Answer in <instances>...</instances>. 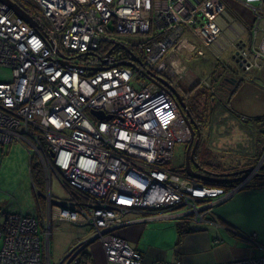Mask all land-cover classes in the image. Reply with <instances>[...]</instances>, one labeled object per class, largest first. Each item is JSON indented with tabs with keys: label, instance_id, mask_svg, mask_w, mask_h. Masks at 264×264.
<instances>
[{
	"label": "built area",
	"instance_id": "built-area-1",
	"mask_svg": "<svg viewBox=\"0 0 264 264\" xmlns=\"http://www.w3.org/2000/svg\"><path fill=\"white\" fill-rule=\"evenodd\" d=\"M9 1L13 6L0 0V68L13 72L12 82L0 83V155L6 145L22 144L42 185L32 177L39 218L20 210L0 220V264H51L57 221L90 230L63 264H83L94 242L108 264H145L120 229L206 222L215 207L250 186L259 166L237 183L207 185L175 165L176 145L189 146L190 123L196 131L202 121L189 109L190 95L181 96L185 71L174 56L182 49L205 56L222 34L225 0ZM239 1L253 9L256 39L263 0ZM184 30L204 46L180 38ZM235 59L249 71L264 59V46L240 47ZM54 178L67 199L54 198ZM215 264H264V255Z\"/></svg>",
	"mask_w": 264,
	"mask_h": 264
},
{
	"label": "crops",
	"instance_id": "crops-1",
	"mask_svg": "<svg viewBox=\"0 0 264 264\" xmlns=\"http://www.w3.org/2000/svg\"><path fill=\"white\" fill-rule=\"evenodd\" d=\"M225 2L226 13L219 19L222 34L216 42L205 48V56L199 57L187 49H182L178 56H174L175 63L185 71V74L207 72L206 77L207 81L210 80V84H206L207 90L197 93L200 97L193 96V92L197 90L194 86L187 85L190 90L193 89L192 94L183 85L180 92L184 97L185 94H190L189 102L197 101L199 110L192 102V113L197 117L200 116L199 118L210 119V127L213 121L218 134L223 135L226 130V127L219 126L222 123L221 120H227L224 109L220 108L222 104L219 107V103H223L226 109L232 110L231 113L246 121L239 127L243 136L246 137L243 151L254 150L259 154L261 152L260 137L264 132L262 128L264 127V62L262 59L255 61V65L246 72L241 65H239L241 70L226 66L222 57L230 52L236 55L240 47L251 50L253 46H264V18L261 20V32L255 39L253 26L256 23V17L253 9L239 0H225ZM180 38H186L200 47L204 46L188 30H184ZM233 58L238 63L235 56ZM226 83L229 88L227 87L225 93L219 96V92L224 90ZM200 129L199 134L196 131V137L198 136L200 143L195 151L201 148V144L202 148H207L208 145L203 140L202 128ZM250 143L252 147L248 145ZM207 150L211 153L208 159L217 169L212 170L214 168L210 169L207 166L208 170L223 174L250 169L239 164V167L224 170L216 155L213 156L212 152ZM194 159L197 161L196 169L201 172L198 168L200 160L198 157ZM248 160L255 163L257 159L249 158ZM184 162L185 157L179 162L175 158V165L180 167V170L185 167ZM137 216L131 214L129 218ZM207 217V221L201 223L150 221L124 227L118 234L143 254L145 264H152L158 260L181 264H215L264 255V187L240 191L231 199L215 207ZM59 223L61 222L53 223L52 232L54 225L57 227ZM80 228L82 232L74 239L65 255L90 234L89 229ZM255 233L258 238L256 242H253L251 237ZM84 252L89 259L87 264H108L99 242L89 244Z\"/></svg>",
	"mask_w": 264,
	"mask_h": 264
},
{
	"label": "rangeland",
	"instance_id": "rangeland-1",
	"mask_svg": "<svg viewBox=\"0 0 264 264\" xmlns=\"http://www.w3.org/2000/svg\"><path fill=\"white\" fill-rule=\"evenodd\" d=\"M233 56H235V54H231V52L224 55L222 57L224 64L226 66L236 67L238 70H241V67L244 69L242 64L238 62L237 59L236 61L239 64L235 62ZM262 60V62H264V59ZM239 65H241V67H239ZM244 71L248 72L247 70ZM206 73H186L185 79H183L184 81H181L183 82L181 85H183V87L187 90H190L187 85H189V87H196L197 90L193 92V96L200 97V95H198L199 92L207 90L206 84H210V80L207 81ZM12 80V70L6 67L0 68V83H8L12 82ZM137 83V81H134L132 84L136 85L137 88ZM200 85L201 88H199ZM227 87L229 88L228 83L224 85V90L221 93L219 92V96H222L225 93ZM192 90L193 89L189 92L191 93ZM195 104L197 110H199L197 101H195ZM220 104H222L221 107ZM219 107L224 109L227 118V120H221L222 123L219 124L220 127H226L225 132L223 131V135L217 133L216 124L213 123L212 120V125L210 127V119L202 117L199 118L200 116L197 118L202 121V138L209 145H207V149L212 152L213 156L216 155L218 161L221 162L222 169L224 170L239 167V164L243 165V167H253L254 163L248 159L252 158L256 160L258 153L254 150H252V152L243 151L245 147L243 144L246 143V137L243 136V133L241 132L242 130L239 129V127L245 124L246 121L231 113L232 110L226 109L223 103H219ZM194 127L197 129L196 131L199 130L197 125ZM262 128L264 129V127ZM260 139L261 144L259 145V149H261V161L257 169L258 173H262V170H264V132H262ZM248 145L252 147L251 143ZM187 148L188 145L185 143H179L176 145L174 151L175 158L178 162L186 155ZM32 177L33 176H31L30 172V154L28 149L18 142L6 145L4 147L3 154L0 155V220L4 219V217L9 213H16L20 210H22L25 215L36 216L39 218L38 200L32 186ZM245 189L247 188L242 190ZM52 192L55 199H67L69 196L68 192L61 186L56 178H54L52 182ZM42 202L44 203V200H42ZM57 222L61 223H59V226L57 227L54 225L53 232L51 234L52 239L50 238L49 242L52 264H58L59 261L65 257L64 253L72 245L74 239L80 235L79 233L82 232L80 227L71 223L65 221ZM255 236L257 239L258 237L256 233L253 234L252 237Z\"/></svg>",
	"mask_w": 264,
	"mask_h": 264
},
{
	"label": "water",
	"instance_id": "water-1",
	"mask_svg": "<svg viewBox=\"0 0 264 264\" xmlns=\"http://www.w3.org/2000/svg\"><path fill=\"white\" fill-rule=\"evenodd\" d=\"M3 3L9 5V6H13L9 0H1ZM15 8V7H14ZM16 14L20 17H23L24 19H26L28 22H31L29 17L20 9L16 8ZM176 98L178 99L180 105L186 109V104L184 103L183 99L181 98L180 94H178L177 92L175 93ZM95 115H97L100 119H105V116L103 113L101 112H94ZM190 127H191V131H192V142L189 145L187 152H186V156H185V167L184 170L186 172V174L194 179L197 180H201V181H205V182H211L214 184H234L237 183L241 180H243L245 177H247V174L250 173L254 168H250L244 171H240V172H234V173H223V174H219L216 172H211L207 169H202L203 174L202 173H198L196 171H194L191 168V160L194 161V152L195 149L197 147L198 141L195 143L192 152L190 154V150H191V146L192 143L194 141V138L196 136V131L194 130V128L192 127L191 123H190ZM198 168L201 169V167ZM67 259V256L65 258L62 259V261L59 264H63V262ZM70 264V263H67Z\"/></svg>",
	"mask_w": 264,
	"mask_h": 264
},
{
	"label": "trees",
	"instance_id": "trees-1",
	"mask_svg": "<svg viewBox=\"0 0 264 264\" xmlns=\"http://www.w3.org/2000/svg\"><path fill=\"white\" fill-rule=\"evenodd\" d=\"M263 9H264V0H263ZM113 48V45H111L109 47V49H107V52L110 51L111 49ZM127 50H125L124 54H127L126 53ZM130 52V50H129ZM132 52V51H131ZM137 54L136 55H140V51L136 50ZM133 54V53H131ZM139 56V57H140ZM192 111V110H191ZM211 153L207 150V148H202V144H201V148H199L198 150L195 151V154H194V158H197L200 160V163H199V167H201V169H206L207 166H209V168H214L212 170H216V167H214V163L210 162V160L208 159L210 156ZM209 156V157H208ZM32 168H31V172H32V176L33 178L37 181L38 180V184L41 186L42 185V180H41V171L38 167V164L35 163V162H32ZM210 170V171H212ZM263 172L259 173L251 182L250 186L248 188H263L264 187V170H262ZM214 172V171H213ZM205 184L207 185H221V184H214V183H211V182H205L203 181ZM83 259H84V263L83 264H87L88 263V256L87 254H85V252L83 251Z\"/></svg>",
	"mask_w": 264,
	"mask_h": 264
},
{
	"label": "flooded vegetation",
	"instance_id": "flooded-vegetation-1",
	"mask_svg": "<svg viewBox=\"0 0 264 264\" xmlns=\"http://www.w3.org/2000/svg\"><path fill=\"white\" fill-rule=\"evenodd\" d=\"M190 95V94H189ZM182 96V95H181ZM183 98H187L186 96L184 97L183 96ZM189 99H190V96H189V98H188V100H187V104H188V106H189V109L190 110H192V103H190L189 102ZM193 102V104H195V101L193 100L192 101ZM199 128V127H198ZM201 128V127H200ZM199 128V130H198V134H199V132H201V129ZM200 136V135H199ZM198 141V144H197V147H198V145H199V143H200V140L198 139V136L196 137L195 136V139H194V142H193V144H192V146H191V149L194 147V145H195V143ZM189 147V146H188ZM196 147V148H197ZM260 155H261V153H259L258 154V157H257V160H256V162L254 163V168H256L257 166H259L260 165V161H261V157H260ZM185 163V162H184ZM191 168L194 170V171H199L198 169H196V163H197V161L194 159V161L193 160H191ZM200 166V165H199Z\"/></svg>",
	"mask_w": 264,
	"mask_h": 264
},
{
	"label": "bare ground",
	"instance_id": "bare-ground-1",
	"mask_svg": "<svg viewBox=\"0 0 264 264\" xmlns=\"http://www.w3.org/2000/svg\"><path fill=\"white\" fill-rule=\"evenodd\" d=\"M185 104H186V102H184ZM195 139V138H194ZM259 173H258V171H256V175L254 176V177H256L257 175H258ZM70 253V251L65 255V257L67 256L68 257V254ZM64 257V258H65ZM83 258V257H82ZM62 261V260H61ZM159 261V260H158Z\"/></svg>",
	"mask_w": 264,
	"mask_h": 264
}]
</instances>
